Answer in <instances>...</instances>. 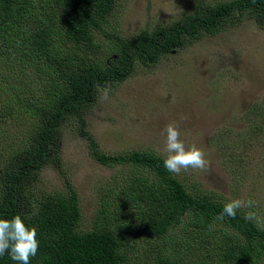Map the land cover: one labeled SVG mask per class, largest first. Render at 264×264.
Instances as JSON below:
<instances>
[{
	"label": "trees",
	"instance_id": "1",
	"mask_svg": "<svg viewBox=\"0 0 264 264\" xmlns=\"http://www.w3.org/2000/svg\"><path fill=\"white\" fill-rule=\"evenodd\" d=\"M38 3L44 13L57 14L54 24L38 15L28 17L29 0H0V68L9 66L0 71V117L16 112L27 123L15 134L16 148L9 138L8 151H1L0 219L20 215L26 226L36 228L39 248L30 264H124L125 257L118 253L123 243L111 229L95 225L78 231L76 193L63 173L59 172L62 192L37 193L30 199L24 190L46 162L61 168L52 145L60 124L69 117L76 120L77 134L85 140L93 160L124 169L118 174L121 186L113 184L110 189L120 190L123 206L132 210L131 215L137 214L139 233L145 239H159L162 247L171 245L168 251L154 255L152 264H180L187 255L192 256L188 264H264V223L245 220L246 212L241 210L235 218L225 215L219 219L225 203L210 192L190 191L164 168V159L151 152L100 153L81 115L96 87L124 79L135 59L153 63L183 45L184 39L215 32L236 13L264 17V0L198 4L167 27L140 30L126 38L103 29L116 0ZM101 36L110 44L100 48ZM8 72L20 80L12 84ZM177 231L182 234H174ZM216 234L221 244L216 243ZM186 235L188 240H184ZM194 239L198 240L196 247ZM0 264L18 262L6 252Z\"/></svg>",
	"mask_w": 264,
	"mask_h": 264
},
{
	"label": "rangeland",
	"instance_id": "2",
	"mask_svg": "<svg viewBox=\"0 0 264 264\" xmlns=\"http://www.w3.org/2000/svg\"><path fill=\"white\" fill-rule=\"evenodd\" d=\"M29 1L32 6L26 8L28 17L38 15L47 23H55L56 13H44L37 8L38 0ZM227 1L116 0L103 29L126 38L140 30L167 27L198 4L214 6ZM100 39V48L110 44L105 36ZM7 75L12 84L20 80L14 73ZM81 115L85 130L104 154L140 151L164 159L165 126L176 124L185 146L200 148L208 166L173 174L190 191L210 192L223 203L233 199L255 201L252 208L239 210L255 212L264 221L263 16L236 13L215 32L184 39L183 45L153 63L135 59L124 79L96 87L93 100L82 108ZM0 118V137H5L0 141L1 166V151H8V139L13 138L15 149V134L27 123L21 122L16 112ZM52 148L61 168L57 170L51 161L46 162L24 185L30 199L37 193L62 192L61 172L76 193L78 231H88L95 225L111 229L123 243L118 253L125 257L124 264H152L154 255L171 249V245L162 247L159 239H145L139 233L137 214L131 215L132 210L123 206L120 190L110 189L113 184L120 185L118 174L124 169L100 165L89 156L74 118L62 121ZM215 238L217 244L222 243L219 235ZM188 239L186 235L184 240ZM197 244L194 239L193 247ZM191 258L187 255L180 264H188Z\"/></svg>",
	"mask_w": 264,
	"mask_h": 264
},
{
	"label": "clouds",
	"instance_id": "3",
	"mask_svg": "<svg viewBox=\"0 0 264 264\" xmlns=\"http://www.w3.org/2000/svg\"><path fill=\"white\" fill-rule=\"evenodd\" d=\"M164 148L166 153L163 160L164 168L179 175L182 170L200 169L205 170L208 161L205 153L195 145L186 147L180 139L179 127L174 123H169L164 129ZM255 201L233 199L225 203L219 219L225 215L235 218L237 211L241 208H252ZM245 220H255L257 223H264L257 213L249 211L244 216ZM39 248L37 240V230L35 227L26 226L20 215H15L11 219H0V256L6 252L13 261L18 264H30V258L36 256Z\"/></svg>",
	"mask_w": 264,
	"mask_h": 264
}]
</instances>
